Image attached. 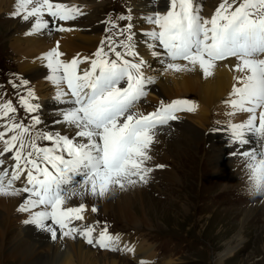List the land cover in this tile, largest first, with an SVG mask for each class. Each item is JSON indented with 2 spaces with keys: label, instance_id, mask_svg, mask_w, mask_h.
<instances>
[{
  "label": "snow or ice",
  "instance_id": "obj_1",
  "mask_svg": "<svg viewBox=\"0 0 264 264\" xmlns=\"http://www.w3.org/2000/svg\"><path fill=\"white\" fill-rule=\"evenodd\" d=\"M200 12L201 6L196 0H169L167 12L146 18L155 26L146 33L152 41L148 47L164 50L152 54L170 61L167 69L184 71L198 66L205 76L212 75L216 61L234 57L238 61L235 70L245 74L234 77L239 86L233 85L229 96L234 98L225 103L234 111L250 115L246 121L230 126L233 137L247 143L245 133H250L264 140V58H261L264 57V0H239L238 4L237 0H222L210 18ZM45 13L53 18L52 22L72 20L82 14L76 6L52 0H16L12 15L22 16L24 20L34 19L33 28L38 31L48 27L49 22L43 19ZM131 27L127 26L130 33L127 39L119 42L123 52L117 51L112 38L108 37V51L99 48L89 68L81 70L79 65L83 61L79 58L63 61L58 47L44 54L51 71L49 78L57 85L66 84V89L58 87L56 99L72 105L61 112V116L63 123L76 130L75 136L35 132L26 139L29 127L16 123H6L0 131L3 144L0 157L14 152L10 169L3 168L4 161L0 159V194H27L20 211L43 206V210L33 211L25 223L49 231L53 239L57 235L53 225L58 226L64 236L77 233L70 224L72 220L83 219L85 206L64 208L62 205L72 196L82 194L81 190L103 196L114 186L123 188L136 183L133 177L146 183L152 169L147 168L145 162L151 159L148 149L154 141L155 130L179 119L175 114L178 111L195 108L190 101L173 100L162 101L147 114L133 110L146 95V85L151 84L153 78L143 72L146 62L136 59L139 53L135 50ZM110 53L114 54V59L110 58ZM178 60L187 63L182 65L176 62ZM33 96L29 90L28 96L21 98L29 113L38 108L29 101ZM15 111L11 101L0 104V116L8 117ZM32 121L34 125L41 122L37 116H33ZM8 132L16 134L6 138ZM41 139L51 142L50 146H38L37 140ZM244 155L250 161L252 186L264 189V152L251 151ZM9 172L10 178H7ZM24 173L25 187L13 188V182ZM49 220L51 224L46 223ZM93 230L86 226L78 234L92 244ZM114 239L118 237L109 236L105 230L96 242L101 247H110Z\"/></svg>",
  "mask_w": 264,
  "mask_h": 264
},
{
  "label": "bare ground",
  "instance_id": "obj_2",
  "mask_svg": "<svg viewBox=\"0 0 264 264\" xmlns=\"http://www.w3.org/2000/svg\"><path fill=\"white\" fill-rule=\"evenodd\" d=\"M73 1H81L80 5L76 6L80 11L87 10L84 7L85 1H94L90 6H86L91 12L90 16H93L97 12V7L100 3L96 2V0H52L53 3H62L69 7L73 6L71 5ZM219 1L196 0V3L201 6L200 13L206 14L210 13ZM129 5L132 12L131 34L133 35V42L136 45L135 50L139 53V57L136 59L142 58L146 62L143 68L146 71L150 66L158 65L159 62H161L160 65L165 69L162 72L163 75L159 78L151 77L153 78L152 83L146 85L145 88L146 91H149L153 95V98L158 99L157 103L150 102L147 106L145 102L137 103L139 104L137 112L145 114L147 111H154L158 107V103L161 102L160 100L165 101L169 97L184 95L185 92L195 94L196 100L192 102V97L189 99H191L190 102L192 104H196L194 108L196 111L185 110L186 116L190 121L177 115L179 119L170 122L166 126H159L155 130V137L159 136L161 140L164 139L163 144L165 146H156L154 142L151 144L150 148H152V151L148 155L154 159L145 162L146 167L152 169L147 174L146 183L137 181L139 183L126 184L123 188L114 186L103 196L94 195L90 190H81L82 194L72 196L65 204L73 205L84 203L85 207L98 204L105 211H108V208H112L117 212L119 220L126 222L132 228H139L143 225L141 221L142 217H147L148 215V211L143 210L142 214H139L140 199L150 197L151 194L149 191H160L161 186L158 185L162 183V178L169 181L168 184L170 186L176 185L175 183L180 180V177L175 173L176 171L173 172L169 166L163 163L166 151L174 157L175 164L180 165L186 171H192L194 166L190 165L192 162L187 161L189 157L188 153L191 151H187L186 154L184 148L194 149L200 145L201 153L206 157L205 159L214 174H228L230 176V183L239 184L238 186L247 185L250 189L254 188L249 179L250 161L244 153L255 151L258 154V144L264 143L263 140H260L254 134L250 133H245L244 137L248 142L241 143L235 140L232 134L230 126L234 125V122L240 124L246 121L250 115L247 112L234 111L231 105L225 103V101L234 98L229 96L233 85L236 84L239 86V81L234 79V77L245 74L235 70L234 66L238 61L234 57L216 61L215 67L211 70L212 75L209 76H205L198 66L193 70L184 71L167 69V63L170 61L165 60L163 57L153 55V52L160 53L156 47L151 49L148 47V44L152 43V41L146 33L152 30V26L146 18L152 15V0H130ZM15 7L16 0H0V13L3 11L13 13ZM18 17L19 19L14 22L15 31L12 32L7 40L10 42L13 51L20 55L16 62L18 68L35 85L33 93L36 99L33 105H38L35 113L43 117V122L40 124L45 125L44 127L37 126L53 134L60 133L61 135L73 137L75 136L76 130L63 123L61 116V112L72 107V105L59 100L58 103L53 102L52 97H48L49 93H53V98L55 97L56 99L58 87L66 89V84L57 85L49 78L51 71L47 68V60L44 59V54L58 47V50L62 53L60 58L63 61L68 62L72 57H80L82 61L85 57L89 58L86 53L95 48L100 32L99 24L98 22L96 24L94 23V25L78 24L75 19L70 21L55 20L51 24V27L49 25V27L41 28L37 31L33 28L34 19L24 20L22 16ZM43 19L49 22L46 15H44ZM61 27L64 29L63 31L59 30ZM176 62L182 65L187 63L183 60ZM82 65L83 62L80 66ZM44 80H50L53 84H48V86L44 87ZM140 106L143 109H140ZM258 115L259 110H257ZM223 118H226L224 126L216 123H212L210 127H206L205 125L209 124L210 120H223ZM57 121L60 122L57 123ZM180 128H182V133H178L181 132ZM3 130L0 116V131ZM257 141L259 143L256 146ZM2 146L3 144L0 142V147ZM201 153L198 152L197 155L199 156ZM6 155H9V157L6 158ZM13 155L14 152L5 153L3 157H0L4 161L3 168L10 169L13 166ZM160 157L163 158L160 159ZM184 157L187 159L184 160ZM7 161L11 164L10 168L7 165ZM166 163L168 164V162ZM157 165H162V167H157ZM9 174L11 173L9 172ZM165 180L164 182H166ZM14 183L15 186L13 185V188L15 189L25 187L27 183L26 174H22L21 179L14 181ZM145 188H148L149 191ZM260 191L263 190L261 189ZM257 193L253 192L248 195L243 193L244 195H238L239 193L237 191H233V194L239 200L244 197L250 198L249 201L242 202L244 206L256 205L258 201L255 203H251V201L256 198ZM26 195L23 192L17 195L0 194V264H97L98 261L95 258H98L99 261L102 260L103 264L124 263L125 260L119 258L117 255L107 252L98 253L97 250H92L89 245L83 242V239L87 238L78 233L84 231L86 226L94 229L91 236L96 237L97 240L101 234L85 211V207L82 213L83 219L78 221L72 220L70 224V227L78 230L77 233L64 236L62 231H59V227L53 225L55 229H58L56 230V238L53 239V237H50L51 233L49 231L38 228L35 224L25 223L23 220V218L30 220L33 211H41L43 208V206H39L27 212L20 211L21 205L25 203ZM261 206H264V198ZM244 209L245 211L243 213L246 216L255 207L249 206ZM19 219L20 221L16 223ZM46 223L51 224L49 221ZM240 236H242V231H238L234 238L239 239ZM111 237H118L116 239L117 243L113 242L116 246L121 247L125 244V250H134L136 260L147 263V261L152 259L151 252H147V250H151L149 244L144 240L139 242L137 240L136 243L130 246L129 243H126L125 236L122 234ZM227 247L230 246L227 245ZM98 255L100 256L97 257ZM171 262L174 261L168 259L164 263L169 264ZM98 263L101 264L100 262Z\"/></svg>",
  "mask_w": 264,
  "mask_h": 264
},
{
  "label": "rangeland",
  "instance_id": "obj_3",
  "mask_svg": "<svg viewBox=\"0 0 264 264\" xmlns=\"http://www.w3.org/2000/svg\"><path fill=\"white\" fill-rule=\"evenodd\" d=\"M78 2L81 3V1ZM221 2L222 0L219 2V4ZM84 3V7L87 9L85 11L88 12V14L82 13L81 15H77L75 18L76 23L94 25V23L96 24L99 20L102 22V36L99 38V41L96 42L95 49L93 48V53L92 50L87 51V54L88 52L91 53L90 55L88 54L91 59H94V53L98 50L97 47L102 43V41L105 43V39L103 38L104 33H106L107 37L119 39L122 37L123 32L125 31L127 37L128 24L127 21L123 22V18L116 15L115 12L111 14V17L103 16V7H109L111 0L100 1L99 6L97 7V12L93 14V16H90L91 12L87 7L90 6L91 3H94V1H85ZM153 3H157L158 5H167L169 4V0H153ZM238 3L239 0H237V4ZM219 4L217 3L215 6L217 7ZM215 6L213 8L214 11L216 9ZM213 10L208 14V17L213 15ZM161 12H163V10ZM18 19L19 17L12 15V12L3 11L0 13V57L2 56L0 63H3L4 66H9V68L24 74V72L18 68L16 63L20 55L13 51L10 46V42L7 40V38L11 36L12 32L15 31L14 22ZM114 23H118V25L121 26V30L118 35H115L114 31L111 30V26ZM130 23L132 26V17ZM116 31H118V29H116ZM103 48L106 52L108 51V49L105 47ZM112 55L114 56V54ZM89 59L90 58H88V60ZM160 64L161 62H159L158 65L150 66L147 71L143 69L145 75L148 77L158 78L162 76V72H164L165 69ZM4 76L5 74L0 72V84ZM28 80L31 81L29 78H27V82L22 80H14V82L18 84L13 83L12 90L17 91V88L21 89L20 92H16L15 94L17 99L15 100L16 102L12 103V106L15 107L16 111L10 113L8 117H5L7 119L6 123L8 124L16 123L29 127L30 132L26 134V139H28L31 134L35 132L52 133L43 129L42 127H38L45 126L40 124L43 122V117H40L35 112H27L21 103V98L28 96L27 91L31 90L33 92L35 88L34 83L31 81V85ZM43 84L45 85L44 87H46L48 84L52 85L53 82L50 80H44ZM0 94L4 96L3 93ZM48 95V97H52L53 102H59L57 99H55V97L53 98V93H49ZM152 96L153 95H151L149 91H146V95L142 97L137 103L145 102L146 106L150 102H154V104H156L158 99L153 98ZM3 98L6 99L5 96ZM189 98L192 99V102L196 100L194 93L185 92L184 95L182 94L180 96L169 97L168 99H165V101H160H163L164 103H170L173 100L190 101L191 99ZM35 99L36 97L34 94L33 97L29 98L30 103L34 104L33 102ZM161 102L158 103V106ZM137 103L133 109L136 112L138 111L137 109L139 105ZM139 108L143 109L141 106ZM176 115H180V117L190 121V119L186 116L185 110L178 111ZM33 116H37L41 122L34 125L32 121ZM225 120L226 118H223V120L213 119L210 120L209 124L205 125L206 127H210L212 123H216L220 126H224ZM234 124L238 123L234 122ZM180 131L181 132L178 133H182V128H180ZM13 134L16 133L8 132L7 137ZM163 141L164 139L161 140L159 136H156L153 142L156 144V146H165ZM258 143L259 141L256 142V146ZM37 144L38 146L45 147L50 146L51 142L41 139L37 140ZM261 145L263 144H258V154L261 150H264V146ZM151 151L152 148H149L148 154ZM184 151L186 154L187 151H191L188 153L190 158L188 157L187 159L184 157V160L187 159V161L192 162L188 163L194 166V169H192V171H186L180 165L175 164L174 157L170 155L168 151H166L164 158L162 157L163 160L165 159L163 163L169 166L173 172L176 171L175 173L180 177V180L175 183L176 185L170 186V184H168L169 181H166L162 178V183L158 185L161 186L160 191H149L148 188H145L150 192L151 196L140 199L141 205L139 207V214H142V210L148 211V213L146 212L148 214L147 217H142L141 221L143 225L141 227L132 228L128 226L126 222L119 220L117 212L112 208H108L109 210L105 211L98 204L85 207V211L88 213V216L90 217L94 226L98 228H96L98 232L104 227L106 232L111 234H108L109 236L122 234L125 236L127 241L126 243H129L130 246L136 243L137 240L138 242L144 240L147 244H149L151 249L147 250V252L150 251V255L153 256L151 257V260L147 261V263L136 260L134 257V250L126 249V251L124 247L125 244H123L121 247L116 246L115 243H113H117L116 239L112 242V246L110 247H101L96 242L97 239L96 237L94 238V236H91L93 239L92 244L88 243V239H83V242L89 245L92 250H97L98 253L107 252L110 254H115L119 258L124 259V263L120 262V264H166L164 262L168 259H172L174 261L169 264H264V206H261L264 198V189H262L263 191H260L254 188L249 189L247 185L238 186L239 184L237 185L230 183V176L228 174H214V172H212L209 167L210 165L205 159L206 157L201 153L200 145L194 149L184 148ZM198 152L201 153L199 156L197 155ZM8 157L9 155H6V158ZM162 158L160 157V159ZM152 159L154 158L151 157L150 160ZM166 162H168V164ZM7 165H9L10 168L11 164H9V161H7ZM10 175L11 174H9L8 177H10ZM133 178L139 181L138 178ZM164 180L166 182H164ZM13 185L15 186L14 182ZM233 191H237L239 193L238 195H242L243 193L248 195L252 194L253 192H258L256 195L259 196H256V198L253 199L251 203L258 201L256 205H260H249L250 207H255V209L252 210L253 212L251 211L245 216L243 213V211H245L244 208L249 206H244L242 202L249 201L250 198L243 196L244 198L239 200V198L233 194ZM80 204L84 205V203ZM80 204H64L62 207H76ZM93 208L96 210L93 211ZM23 220L27 221L25 218H23ZM19 221L20 219L17 220L16 223ZM98 222H101V228L97 226ZM104 229H101V231L104 232ZM64 231H67V229ZM238 231H242V236H240L239 239L234 238ZM50 237L52 238V235ZM227 245L230 247H227ZM99 256L100 255L97 257ZM95 259L103 264L102 260L99 261L98 258ZM98 262L97 264H99Z\"/></svg>",
  "mask_w": 264,
  "mask_h": 264
}]
</instances>
